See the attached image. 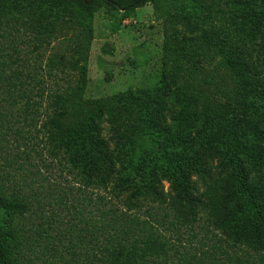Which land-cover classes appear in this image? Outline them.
Segmentation results:
<instances>
[{
    "label": "trees",
    "instance_id": "obj_1",
    "mask_svg": "<svg viewBox=\"0 0 264 264\" xmlns=\"http://www.w3.org/2000/svg\"><path fill=\"white\" fill-rule=\"evenodd\" d=\"M262 1H243V10L233 13L238 12L229 31L218 30L213 24L208 27L200 17L181 22L169 15L167 20L172 27L167 32L175 45L177 59L185 60L191 75L203 78L205 86L215 92L212 96L203 89L190 94L178 88L169 100L172 99L173 105L168 109L164 96H169L173 79L165 76L163 97L120 94L78 104L76 112L80 115L71 131L76 130L75 141L65 147V152L86 187L85 191L81 189L84 187L79 189L85 195L78 196L80 223L85 227L75 226L81 231V253L73 250L72 264H143L150 256L156 258L153 264H264V102L256 107L261 96L264 98V84L258 80L261 76L256 72L253 55L248 54L250 47L244 48L249 41L253 45L260 40L259 47L264 49ZM157 2H7L16 12H22L20 4L27 3L26 26L31 37L26 42L30 50L24 53L25 58L23 49L17 48L8 57L11 63L22 65L10 70L13 80L7 79L12 81L4 79L8 72L6 67H0L2 111H9L10 103L17 104L12 101L22 100L26 104L23 113L34 123L37 115H33L32 107L38 106V102L28 100L33 92H37L41 101L48 98L49 106L61 109L66 103L60 91L65 82L61 80L51 91L39 75L45 72L51 78L58 70L59 76H70V72L76 75L83 70L79 81L85 87L88 70L82 69V65L87 62L94 34L88 18L101 10L130 12L148 4L160 10ZM16 12L8 20L10 24L16 20ZM241 17L239 22L237 19ZM178 24L186 27L181 38L175 33ZM239 32L245 37L241 38ZM210 46L226 51L220 65L212 63L215 57ZM32 53L37 56L35 66L22 64V60H30ZM227 73L234 85L225 90L220 76L227 78ZM84 87H77L72 93L82 95ZM241 93L254 98L257 115L240 101ZM56 110L51 122L57 117L65 118ZM199 118L201 127L197 128ZM196 177L202 183L200 190L192 182ZM164 182L170 184L171 193L165 192ZM14 187L21 190L17 185ZM102 193L111 195L110 203L108 198L101 197ZM30 201L37 203L34 212L40 218L44 216L46 206L38 192L31 199L15 196L10 203L0 195V264H23L22 259H13L4 240L11 236L7 229L9 216L24 214ZM143 202L166 205L163 220L156 223L168 225L166 230L174 229L177 236L166 238L163 233L160 236L158 231L154 232L156 227L140 216ZM90 208L97 213L92 215L91 211L92 218L87 219L85 212ZM124 211L134 215L128 216ZM42 223L36 226L40 237L45 232ZM198 226L201 233H196ZM184 229L190 232L186 238L181 234ZM143 234L147 237L140 238ZM87 238L88 241H82ZM141 240L143 246L138 245Z\"/></svg>",
    "mask_w": 264,
    "mask_h": 264
},
{
    "label": "rangeland",
    "instance_id": "obj_2",
    "mask_svg": "<svg viewBox=\"0 0 264 264\" xmlns=\"http://www.w3.org/2000/svg\"><path fill=\"white\" fill-rule=\"evenodd\" d=\"M243 1L245 0H158L160 10H157L154 4L130 12L101 10L88 18L93 25L94 34L90 42L87 62L82 65V69L86 67L88 70L85 87L79 81L83 70L76 72V75L70 72V76H59L57 70L53 72L51 78L46 77L49 75L44 72L43 76L40 73L39 78L43 77L47 81L51 91L65 82L60 91L66 97V103L61 109L49 106L48 98L41 101L37 92H33L31 99H28L38 102V106L32 107L34 111L32 114L37 115L34 123L30 116L29 118L23 113L26 104L22 100L12 101L17 104L10 103L9 111L7 109L2 111L0 108V114L5 115L0 116V195L10 203L15 196H27L31 199L38 192L42 204L46 206L44 216L41 218L34 212L37 207L35 201L27 202L28 211L26 210L24 214L20 212L9 214L7 229L11 236L4 241L11 250L13 259H22L23 264H72L73 250L80 252L81 231L75 226L85 227L80 223L78 196L80 193L85 195L82 191H85L86 187L80 182L78 169L72 166L68 160V152H65V147L75 141L76 130L71 131L75 129V123L80 115L76 112L78 104L87 100L108 99L120 94L130 97L144 95L163 97L166 94L162 92V81L165 76L169 78L172 76L173 79L169 84V96H164L168 109L173 105L172 99L170 102L169 100L176 94L178 88L185 89L190 94H193V90L203 89L212 96L215 92L205 86L203 78L199 75H191L186 69L185 60L177 59L175 45L167 32L172 27L167 19L171 15L183 22L185 18L187 20L190 17H200L207 22L208 27L213 24L218 30L229 31L228 27L234 24L233 18L238 12L234 15L233 13L238 9L243 10ZM7 2L10 0H0V52H3L0 54V67H6L5 70L8 72L4 79L13 80L10 70L22 65L18 62L11 63V58L8 57H11L14 48L19 51L23 49V58L26 57L24 53L30 50L26 42L31 37V33L26 26L27 3L20 4L22 12H16ZM262 3L264 5V0ZM15 12L16 23L10 24L8 20H11V15ZM237 20L241 22L242 17ZM175 33L181 38L186 33V27L178 24ZM239 34L241 38L245 37L243 32ZM22 41L24 42L19 44ZM249 42L250 44L247 43L244 48L250 47L248 54L253 55L256 72L261 76L258 80L264 84V49L259 47L260 40L253 45L251 41ZM55 44L58 45L57 42ZM66 46L67 43L63 46V50H66ZM211 50L215 57L212 63L220 65L219 63H222L227 55L226 51L215 46L211 47ZM32 54L29 55L30 60H22V64L35 66L37 56ZM66 55L69 56L68 50ZM14 60L16 58L13 54L12 61ZM43 66L49 69L45 64ZM227 74V78L220 76L221 86L226 85L225 90L234 85L232 76ZM8 77L10 79H7ZM77 87H84L82 95L72 93ZM262 98L263 96L256 107H260L264 102ZM241 100L250 113L257 115L253 106L254 98L241 93ZM39 102H42V105L39 106ZM0 106L4 105L0 104ZM54 110L57 114L63 113L65 118L61 120L57 117L56 121L51 122ZM20 116L22 119H28L27 122H24ZM261 118L263 119L262 116ZM200 120L201 118L197 128L201 127ZM192 182L199 190L202 188V183L197 177L193 178ZM163 184L165 192L171 193L170 184L166 182ZM14 185L19 186L21 190ZM80 188L82 191L79 190ZM101 197L108 198V203L112 198L111 195L107 196L104 193ZM113 202L114 205L117 204L116 200ZM141 209L140 216L149 221L154 228L156 227L154 232L158 231L160 236L163 233L166 238L177 236L174 229L172 233L166 230L168 225L162 227L156 223L163 220L166 205H149L143 202ZM91 211H93L92 215L97 213L94 208H90L85 212L87 219L92 218ZM125 214L134 215V213ZM42 220L45 222L42 223ZM39 223H42V228L45 230L42 234L44 237L36 233V226ZM196 231L201 233L199 226ZM181 234L186 235V238L190 232L184 229ZM139 237H147V234ZM88 240L87 238L82 241ZM143 244L144 240L138 243L139 246ZM171 258L173 259L172 256ZM145 260L143 264H153L156 258L150 256Z\"/></svg>",
    "mask_w": 264,
    "mask_h": 264
}]
</instances>
